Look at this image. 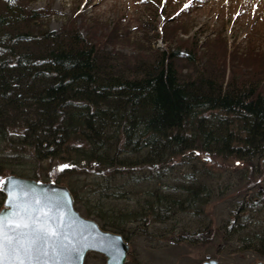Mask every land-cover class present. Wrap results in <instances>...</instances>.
Here are the masks:
<instances>
[{
  "label": "trees",
  "instance_id": "trees-1",
  "mask_svg": "<svg viewBox=\"0 0 264 264\" xmlns=\"http://www.w3.org/2000/svg\"><path fill=\"white\" fill-rule=\"evenodd\" d=\"M49 17L0 0V178L13 163L19 171L7 174L65 184L79 214L128 244L132 224L155 247L215 233L214 255L264 260V188L244 195L261 204L244 201L212 230L208 208L232 188L233 171L205 161L264 162V77L225 84L179 44L128 66L75 29L49 31ZM48 162H58L48 178L27 174ZM234 172L251 185L261 175Z\"/></svg>",
  "mask_w": 264,
  "mask_h": 264
},
{
  "label": "rangeland",
  "instance_id": "rangeland-1",
  "mask_svg": "<svg viewBox=\"0 0 264 264\" xmlns=\"http://www.w3.org/2000/svg\"><path fill=\"white\" fill-rule=\"evenodd\" d=\"M20 2L26 11L44 12L46 16H50L43 21L44 27L49 31L75 29L82 37L88 38L96 45L95 47L104 55H115L118 62L128 66L138 63L139 58H143L140 61H151L161 51H168L179 44L183 47L181 53L196 50L198 63L204 58V62L208 60L212 63L210 66L212 69L222 70L219 77L224 79L225 84L245 77L248 79L264 77V0H20ZM187 65L184 62L183 66ZM186 69L179 68L183 74L188 72ZM204 71L212 73L207 67H204ZM205 161L217 173L233 171L225 175L226 178L233 179L232 188L222 196V200L215 195L208 208L207 216L213 222L212 230L218 231V228L229 220V216L237 212L239 204L244 201L247 205L258 204L259 196L245 199L244 195L251 196V193L259 188H264V162L253 161L250 166L245 161L240 162L233 158L229 160L219 158L214 161L205 158ZM57 163H44L42 169L27 174L48 178L49 173L54 174L48 170ZM9 166L10 170L8 167L7 173L11 170L19 171L18 166L21 165L12 163ZM247 167L261 172V175H254L252 185L238 183V174L234 172L243 171ZM7 173L4 177L10 175ZM3 178H0V181ZM58 185L67 187L63 183ZM247 189L251 192L246 193ZM77 193L85 197L83 190L79 189ZM131 228L136 234H133L134 238L129 242L130 252L126 264H209L210 261L217 264L259 262L264 264V260L254 257L250 252L214 255L216 248L214 245L220 243L218 240L219 242L215 244L217 237L215 233L209 235L211 238L203 237L199 245L170 242L155 247L156 244L152 241L156 237L142 236L138 224H132ZM84 264H105V257L89 253L85 256Z\"/></svg>",
  "mask_w": 264,
  "mask_h": 264
},
{
  "label": "water",
  "instance_id": "water-1",
  "mask_svg": "<svg viewBox=\"0 0 264 264\" xmlns=\"http://www.w3.org/2000/svg\"><path fill=\"white\" fill-rule=\"evenodd\" d=\"M0 193L5 197L0 216L11 217L17 206L27 200L31 203L32 215L38 217L34 220L33 227L51 226L60 233L55 251L49 246L48 256L41 258L47 264H84L85 256L89 253L105 257V264L127 263L130 245L121 235L103 231L95 221L80 215L67 187L53 181L42 182L6 175L0 181ZM37 198L41 200L40 205L34 203ZM45 206L51 209L48 218L39 214V209ZM10 234L14 235L15 232L10 230ZM20 255H24L23 251ZM5 264H18V261L13 260L11 251L8 252ZM31 264H36V261L33 260ZM209 264L217 263L210 261Z\"/></svg>",
  "mask_w": 264,
  "mask_h": 264
},
{
  "label": "snow or ice",
  "instance_id": "snow-or-ice-1",
  "mask_svg": "<svg viewBox=\"0 0 264 264\" xmlns=\"http://www.w3.org/2000/svg\"><path fill=\"white\" fill-rule=\"evenodd\" d=\"M34 203L40 205L41 200L37 198ZM32 212L31 203L25 200L17 206L11 217L0 216V264H5L9 251L13 253V260L18 261V264H26V261L31 264L33 260L36 264H47L41 258L48 256L49 246L55 251L60 233L51 226L33 227V222L38 217H34ZM39 214L48 218L51 209L47 206L42 207ZM10 230L15 234H10ZM21 251L24 253L23 256L20 255Z\"/></svg>",
  "mask_w": 264,
  "mask_h": 264
}]
</instances>
